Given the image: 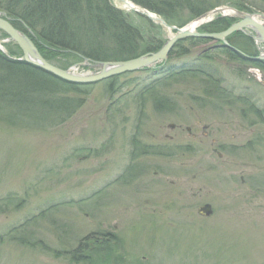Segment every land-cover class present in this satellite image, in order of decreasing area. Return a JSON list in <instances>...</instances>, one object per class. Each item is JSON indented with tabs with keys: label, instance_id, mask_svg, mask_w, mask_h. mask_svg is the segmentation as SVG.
<instances>
[{
	"label": "rangeland",
	"instance_id": "374dc122",
	"mask_svg": "<svg viewBox=\"0 0 264 264\" xmlns=\"http://www.w3.org/2000/svg\"><path fill=\"white\" fill-rule=\"evenodd\" d=\"M204 1L223 10L211 20L228 11L264 14V0ZM109 4L145 41L163 46L175 33L150 29L119 0ZM187 12L174 7L184 25L171 26L192 24ZM8 20L22 29L20 19ZM23 33L51 65L79 76L93 71L85 57L45 52L34 33ZM186 40L179 41L185 55L169 53L159 64H202L201 52L217 44ZM251 41V58L262 57L264 44ZM0 54L23 58L2 31ZM215 54L206 75L221 78V104L205 96L213 93L205 76L164 86L153 64L112 77L113 91L100 82L71 96L83 101L66 121L0 124V264H74L78 242L104 233L117 239L106 264H264V70ZM205 204L209 216L200 212Z\"/></svg>",
	"mask_w": 264,
	"mask_h": 264
},
{
	"label": "trees",
	"instance_id": "16d2710c",
	"mask_svg": "<svg viewBox=\"0 0 264 264\" xmlns=\"http://www.w3.org/2000/svg\"><path fill=\"white\" fill-rule=\"evenodd\" d=\"M130 1L158 15L167 24L178 27L184 25V22L175 21L174 7L181 10L186 8L187 22L217 7L213 3L207 4L204 0H195L181 6L175 0ZM0 11L8 18L20 19L22 29L12 25L21 32L26 27L34 33L39 40L35 42L37 47L45 52L63 51L76 57H85L92 62H107L109 59L126 61L155 53L162 46L160 39L145 41V37H142L138 29L129 22L128 16L113 8L109 0H4L1 1ZM234 22L235 20L231 18H215L203 25L199 32L219 33ZM147 23L150 29L158 30L160 27L148 21ZM107 41L111 43L110 46H106ZM186 42L192 46L205 40L187 39ZM180 43L174 46L169 57L177 53L180 57L187 53L180 49ZM227 43L230 48H208L202 51L201 53L205 54L202 64H193L189 68L171 65L165 68L161 66L162 64H157L156 71L161 75L164 73L162 78L164 86L178 79L205 76L204 78L211 80L209 87L213 89V93L207 89L204 92L205 96L221 104L226 98L225 88L219 86L220 82L223 83L220 81L221 78L206 75L215 61L208 59V54L215 52V55H224L228 61L241 62L250 61L253 56L249 50L253 43L242 33H233L227 38ZM43 53H40L41 56L49 61ZM209 60H212V64H209ZM253 63L264 70V63ZM210 74L212 75L211 72ZM113 80L115 78L103 81L108 83V89L112 91ZM92 86L62 82L31 65L0 54V124L12 128L21 123L25 127H39L40 123L46 121L49 123L58 119L66 121L83 101L71 96H86ZM116 244L117 239L110 234L87 236L80 240L77 248L71 252V261L74 264H92L98 260L106 264Z\"/></svg>",
	"mask_w": 264,
	"mask_h": 264
},
{
	"label": "water",
	"instance_id": "95a60500",
	"mask_svg": "<svg viewBox=\"0 0 264 264\" xmlns=\"http://www.w3.org/2000/svg\"><path fill=\"white\" fill-rule=\"evenodd\" d=\"M121 1L124 6L145 17L149 22L156 25L162 26L164 29L173 30L175 33L173 37L169 38L161 49L155 53H148L143 56H139L134 59L126 61H118L113 63L100 62L98 67L100 71L91 76H76L69 72V70H62L48 63L39 54L37 48L33 42L24 34L19 32L14 28L8 19L0 16V31H2L7 38L14 42L20 51L22 52L23 58L20 60L28 65H31L54 78L69 84L78 85H94L104 80L110 79L115 76L132 73L138 70L146 69L151 65L158 62H165L168 54L171 52L173 47L182 40L186 39H202L210 42H220L222 46L230 48L226 38L233 33L241 32L245 33L249 31L253 36H249L254 42H259L264 44V15L263 14H245L238 11H228L231 14L224 13L223 17H230L237 19V22L230 25L226 30L219 33H199L196 31L201 25L211 22L212 16L216 14L223 13L222 9H213L211 12H206L200 17L193 21V29L190 30L187 27L182 29H177L174 26L168 25L163 19L157 17L156 15L150 14L148 11L143 9H138L135 5L129 4L125 0ZM3 43V42H2ZM264 57L253 58L252 61L260 62L263 61ZM200 212L209 216L211 211L209 206H204L200 208Z\"/></svg>",
	"mask_w": 264,
	"mask_h": 264
},
{
	"label": "bare ground",
	"instance_id": "6f19581e",
	"mask_svg": "<svg viewBox=\"0 0 264 264\" xmlns=\"http://www.w3.org/2000/svg\"><path fill=\"white\" fill-rule=\"evenodd\" d=\"M226 14H231V12H227ZM9 19V18H8ZM193 24H190L187 28L188 29H190V30H192L193 29ZM25 34V33H24ZM28 34H29V32H28ZM27 36V35H26ZM28 37V36H27ZM29 38V37H28ZM3 43H5V42H3ZM263 57H264V54L262 55ZM18 61H20V60H18ZM22 62V61H21ZM94 63H97V62H94ZM69 71H71L70 69H68ZM204 206H209V210L211 211V207H210V205L209 204H205ZM203 206V207H204ZM202 208V207H201ZM203 214V213H202ZM205 215V214H204ZM206 216V215H205Z\"/></svg>",
	"mask_w": 264,
	"mask_h": 264
}]
</instances>
